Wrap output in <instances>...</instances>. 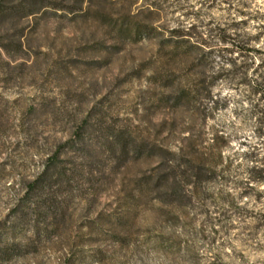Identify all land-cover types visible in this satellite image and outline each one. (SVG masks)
<instances>
[{"label": "rangeland", "instance_id": "374dc122", "mask_svg": "<svg viewBox=\"0 0 264 264\" xmlns=\"http://www.w3.org/2000/svg\"><path fill=\"white\" fill-rule=\"evenodd\" d=\"M264 0H0V264H264Z\"/></svg>", "mask_w": 264, "mask_h": 264}, {"label": "trees", "instance_id": "16d2710c", "mask_svg": "<svg viewBox=\"0 0 264 264\" xmlns=\"http://www.w3.org/2000/svg\"><path fill=\"white\" fill-rule=\"evenodd\" d=\"M257 93L260 94L262 100H264V84H257Z\"/></svg>", "mask_w": 264, "mask_h": 264}]
</instances>
